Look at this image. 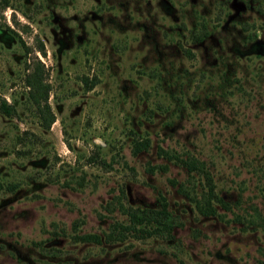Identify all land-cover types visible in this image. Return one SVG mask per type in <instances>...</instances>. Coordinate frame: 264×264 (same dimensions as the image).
Segmentation results:
<instances>
[{"label":"rangeland","instance_id":"rangeland-1","mask_svg":"<svg viewBox=\"0 0 264 264\" xmlns=\"http://www.w3.org/2000/svg\"><path fill=\"white\" fill-rule=\"evenodd\" d=\"M1 99L0 264H264V0H0ZM157 146L230 208L200 214L176 182L202 175ZM158 193L171 236L108 235Z\"/></svg>","mask_w":264,"mask_h":264},{"label":"trees","instance_id":"trees-1","mask_svg":"<svg viewBox=\"0 0 264 264\" xmlns=\"http://www.w3.org/2000/svg\"><path fill=\"white\" fill-rule=\"evenodd\" d=\"M17 35V33H14ZM18 36V35H17ZM19 38V37H18ZM21 41V39H20ZM44 52L43 48L40 49ZM26 84L28 86V96L35 104L39 111V117L44 127H49L50 122L53 121L54 115L47 101L48 98V84L42 77V63L37 61L34 67L26 75ZM0 110L10 115L13 112L12 105L8 104L4 99L0 100ZM149 145L148 139H137L133 142L132 151L137 152L141 149H147ZM157 153L166 157L169 160L184 166L188 171L193 170L195 173L202 175L204 180L205 189L201 192V197H196L194 193H191L183 183L176 182V189L186 196L194 205L196 210L203 215H217L222 216L220 212L216 210L213 201L219 203V205L225 209H229V204L220 196L217 195L214 187V182L210 173L204 167L201 160L193 156L186 155L182 158L173 150H168L162 146H157ZM105 163L104 160L100 161ZM12 186V185H11ZM1 187V183H0ZM12 188V187H10ZM122 213L125 214L126 222H114L113 231L108 235H118V238H123L130 234L135 237H145L150 235H162L171 236L172 228L175 224L174 218L170 211L167 209V202L163 195L158 193L157 206L155 207H124L121 206ZM117 232V233H114ZM80 240H91L98 242V235L95 233H81L77 235ZM179 264H184L180 262Z\"/></svg>","mask_w":264,"mask_h":264}]
</instances>
